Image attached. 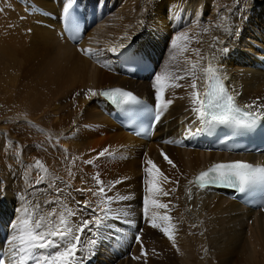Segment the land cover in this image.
<instances>
[{"label":"bare ground","instance_id":"obj_1","mask_svg":"<svg viewBox=\"0 0 264 264\" xmlns=\"http://www.w3.org/2000/svg\"><path fill=\"white\" fill-rule=\"evenodd\" d=\"M77 1L89 21L82 42L72 45L61 36L69 0H0V250L7 262L12 264L9 240L18 209L28 202H39L42 210L56 206L44 201L60 195L49 187L59 176L55 183L63 189L61 199L76 211L71 219L79 223L81 211L74 201L88 199L95 207L96 197L76 189L97 190L92 177L99 173L105 185L122 181L106 193L131 196L112 202L115 210L130 215L110 219L113 227L101 229L99 235L94 226L92 232L85 230L80 264H264V209H246L228 192L189 183L199 171L225 160L214 151L188 147L185 137L199 123L191 110L190 80L181 81L184 88L165 92L164 99L173 103L160 115L148 141L122 129L100 97L106 88L120 86L146 95L157 106L155 77L192 63L197 64V87L203 96L209 79L200 68L211 63L243 104H264V0ZM180 33L190 38L179 42L187 46L183 54L172 48ZM132 41L138 42L141 55L157 62L155 74L143 81L129 77L117 61L120 45ZM225 46L228 51L221 52ZM113 47L116 52L110 51ZM82 49H92L95 55H85ZM105 148L113 155L99 157ZM259 158L264 163V156ZM37 159L51 174L40 184L35 183L38 170L29 167ZM89 159L93 164L83 163ZM148 159L169 178L165 182L157 174L159 186L176 189L156 197L169 204L167 210L149 211V216L167 211L175 225L174 241L152 228L143 214L149 195L146 181L151 179L144 171L150 167ZM83 218L91 217L85 212ZM94 236L98 243L90 250L88 241Z\"/></svg>","mask_w":264,"mask_h":264},{"label":"snow or ice","instance_id":"obj_2","mask_svg":"<svg viewBox=\"0 0 264 264\" xmlns=\"http://www.w3.org/2000/svg\"><path fill=\"white\" fill-rule=\"evenodd\" d=\"M70 7L71 0H69L64 8L66 16L71 15ZM207 31L208 29L205 28L204 32L206 33ZM189 39L187 33L178 34L172 42V48L183 54L188 49L186 45L182 47L179 42H186ZM214 39L218 42V38ZM212 47H215V45H212ZM120 48L123 49L124 45L121 44ZM81 51L85 55H95L92 49H82ZM110 51L116 52L117 49L113 47ZM193 51L197 57L203 59L199 49H194ZM220 51L226 53L228 49L225 46L221 48ZM172 59H176V57L174 56ZM196 68L197 64L192 63L190 68H182L176 72L166 69L155 77L153 87L156 91L157 108L159 111L155 112L153 116L154 120H159L163 111L173 103L172 99H164L165 92L169 89L184 88L185 84L181 83V81L190 80L187 86L192 90L188 94L191 110L202 125V127L196 129V132L211 130L217 126H227L233 130H252L255 129L258 124L264 123V104H247L243 107L239 106L234 97L230 95L220 83L221 77L217 75L218 69L214 68L211 63L206 67L200 68L201 73L205 74L210 81H214V83L209 84V91H206L203 93V96H201L197 87L198 77L195 71ZM89 91L91 95H97L95 91ZM100 94L120 104L139 103L135 95L119 88L101 92ZM254 107L257 110L249 111V109H253ZM164 142L174 143V141ZM106 153L109 156L113 155V153L109 152L108 148H105L98 153V156L103 157ZM161 155L172 168H176L173 161L163 151H161ZM65 159H67V157ZM75 159L76 158H73V163ZM83 163L91 165L93 164V160H85ZM146 163L150 167H146L144 171L149 174L151 179L146 181L148 185L146 191L149 195H146L143 201L144 217L148 219L152 228H159L169 240L174 241L172 231L175 229V225L171 223L172 217L167 214V211L163 214L153 211L149 216V211L150 209L167 210L169 204L162 203L156 197L159 194L169 196L171 193L175 192L176 189L163 190L157 183L156 175L159 174L163 176L165 182H167L169 178L164 176L163 172H161L159 167L151 159H148ZM29 167H34L38 170V178L35 181L36 184L42 183L46 176H51L45 164L38 159L35 165ZM68 175L70 177L74 175L71 168L68 169ZM92 179L95 181V184L99 186L97 190H93L92 188L76 189V191L81 193L91 192L92 196L96 197L95 207H93V202L88 199L83 202L74 201L81 211L79 223L71 219L77 216L76 211L70 208L68 204L61 199L63 189L59 188L55 183L56 180H61L59 176L50 180L49 187L54 188L60 195H56L52 199L44 201V205L51 206L55 204L56 206L49 207L47 210H42V205L39 202L34 205L28 202L22 209H18L19 215L16 222L12 224L13 231L9 240L11 244L10 258L12 264H29V262H33V264H80L77 256L81 245V234L85 230L92 232L91 226H94L96 235H99L101 229L113 227L111 223H108L110 219L119 220L121 215L123 217L130 215L127 211L120 212L115 210L112 207V202L114 200L127 201L131 199V196L119 194L109 196L106 193V188L107 191H111L116 184L122 181H111L105 185V182L99 178V173L94 175ZM176 183L178 184V182ZM189 183H195V185L201 189H205L210 185L219 184L236 188L240 192H245L253 186H264V167L253 166L242 161L215 164L206 171L199 173L195 181H189ZM58 209L60 210L58 211ZM85 212L91 217L90 219L83 218ZM125 222L128 223L129 221L125 220ZM136 238L138 241L140 240L139 236ZM97 243L98 241L95 236L90 239L88 241L90 250ZM47 249H53V251H44ZM142 255H147L143 248ZM134 258L139 259V257ZM0 264H5L3 258H0Z\"/></svg>","mask_w":264,"mask_h":264}]
</instances>
